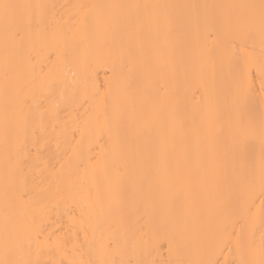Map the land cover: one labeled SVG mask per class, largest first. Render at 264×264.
<instances>
[{"label": "bare ground", "instance_id": "bare-ground-1", "mask_svg": "<svg viewBox=\"0 0 264 264\" xmlns=\"http://www.w3.org/2000/svg\"><path fill=\"white\" fill-rule=\"evenodd\" d=\"M0 264H264V0H0Z\"/></svg>", "mask_w": 264, "mask_h": 264}]
</instances>
